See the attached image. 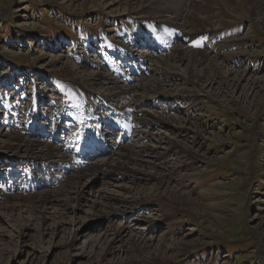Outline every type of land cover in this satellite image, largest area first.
Returning <instances> with one entry per match:
<instances>
[{"label":"rangeland","instance_id":"1","mask_svg":"<svg viewBox=\"0 0 264 264\" xmlns=\"http://www.w3.org/2000/svg\"><path fill=\"white\" fill-rule=\"evenodd\" d=\"M190 1L170 0L172 8L177 10H182L184 3L190 4ZM240 2L234 0L228 9L230 16L226 17L232 18L230 23L220 25L219 18L223 14L211 11L209 23L200 28L208 30L202 48L219 64L211 63L208 67L207 59L204 64L207 70L201 81L191 80L185 84L183 78L187 77L182 65L171 70L170 80L168 76V79H159V97L150 94L146 99L139 94L141 81L153 83L152 75L161 76L151 66L149 74L138 78L134 85L122 84L124 89L133 92L132 101L141 100L144 109L169 123L170 128L163 125V132L156 137L161 133L172 137L180 142L182 149L173 145L164 147L157 139L146 140L155 145L164 158L148 163L152 159L144 155L140 159H150L147 163L152 167H136L160 178L163 184L152 180L148 183L142 174L139 176L144 179L136 181L117 171H108L94 182L93 192L89 190L85 198L95 199L97 188H108L105 184L115 182L129 187L143 186L145 205L125 217L116 214L111 219L106 218L100 226L98 216L83 199L80 202L70 199L66 209L57 206V202L48 204L43 214L26 208L13 214L0 210V264H98L96 260L100 256L113 261L120 258V249L129 241L151 233L163 237L156 251L160 260L148 257L142 264H264V0H261L262 25L247 15L243 19L236 17L256 6V0H249L243 9ZM148 5V0H0V84L7 81L10 87H16L14 91L21 97L36 91L49 99L56 91L51 83L53 79L65 83L63 86L68 87L69 83L78 86L75 89L82 94L80 88L120 101L112 97L117 90L103 84L107 81L104 77L114 76L98 54L109 51L105 42L112 40L125 45L124 35H132L134 29L137 32L154 27L159 31L169 26L167 33L185 32L183 28L173 29L172 24L161 21L172 20L169 14L176 16L178 11L169 12L161 19ZM197 15L204 16L202 11ZM156 39L160 38L152 40ZM173 43L172 47L177 46ZM99 44L103 45L101 50ZM148 51L151 57L152 52ZM258 51L263 54L258 55ZM170 52L151 59H165ZM86 59L89 61H84ZM245 68L248 74L242 78ZM228 69L233 72H226ZM93 76L96 77L93 79ZM2 88L1 93L8 94L11 90ZM188 97H193L194 101ZM126 103L125 106L129 104ZM0 127L1 131L6 129ZM151 129L156 131L157 126ZM8 132V137L0 140V170L6 164L11 166V162L24 154L8 145L13 135L41 138L29 137L20 131ZM13 141L16 142L15 137ZM131 144L140 146L145 141L136 137L135 141L110 149L99 158L86 160L85 167H97L100 158L106 161L108 154L115 157L116 151ZM36 150L26 154L37 156ZM63 185L61 181L54 188L29 194H34L35 199L41 191L52 193ZM67 188L73 191L70 186ZM110 188L114 189L109 186V191ZM171 191L178 195L172 197ZM1 204L5 203L0 200ZM41 215L47 216V226L54 228L58 223L61 226L52 232L48 227H39V219L36 223L29 219ZM109 225L122 227L126 233L123 241L115 242L114 252L105 254L107 242L95 244L94 240ZM166 245L171 247L168 251ZM137 257L132 260H139ZM130 264L139 263L131 261Z\"/></svg>","mask_w":264,"mask_h":264},{"label":"bare ground","instance_id":"2","mask_svg":"<svg viewBox=\"0 0 264 264\" xmlns=\"http://www.w3.org/2000/svg\"><path fill=\"white\" fill-rule=\"evenodd\" d=\"M239 1L242 2V3L240 2L241 5L240 4L239 5L241 6V8L244 9V6H247L245 5L246 2L249 0H238V2ZM233 2L234 0H191L190 4L184 3V5L186 6L182 8V10H177V8H172V5H171L172 2H170V0H155V3L152 2V0H148V4H149L148 6L153 11V14H157L158 17L161 19H163L166 15H168L167 13L169 12L178 11L176 16H170L169 14L168 17H172V20L165 18L161 21L168 22L169 25L172 24L173 29L183 28L185 32H183V34H181L180 31H171L167 33V28L169 26H166L164 30H159V31L154 27H150L146 29V31L149 32L148 36L145 37L146 40L148 41H154L152 39H155L156 37H159V38L168 37V38H172L173 42H176L175 39L178 38V40L181 41V43L179 42L177 46L172 47L173 49H170L171 52L167 55V57H165V59L153 60L150 58L154 57L155 55L152 54L151 57L150 56L148 57V54H147L149 52L148 49H144L140 51L141 53L147 54L146 57H148L151 60L152 67L154 68L155 72H157V75L161 74V76L159 75L156 77L155 75H152L151 76L152 78L150 77V80L153 81V83H144L143 81H141L142 91L139 94H143L142 95L143 98L148 99V97H151V95H156L157 97H159L160 96L159 95L160 94V91H159V88H160L159 81L160 80L159 79L162 80L163 78L165 79L168 76L169 79L168 78L167 79L170 80L171 76L169 75L170 73H172L171 70L176 69V68L178 69V67L182 65H185L184 69L186 71V77H187L185 79L183 78V81L185 82V84L191 80L201 81L203 79L205 75V71L207 70L206 65H204L207 59L209 61L207 63L208 67L211 63H216L215 65L219 66V64L215 62L216 61L215 57L208 54L207 51L204 50V48H202V43L200 41L204 40L205 35L208 33V30H203L200 28H204L205 24L209 23L210 17H212L211 11H215L217 14L219 13L223 14V17L219 18V21H221L220 25L227 24L230 21V19H232L230 17H226V15H228L227 14L228 9L231 6V4H233ZM261 3H262L261 0H256V6H254L255 9H253L252 11L248 10L249 11L248 13L236 14V17L243 19L244 17L246 18L248 16V18H252L256 20L260 25H262L263 20L261 21L262 17L260 18V16L262 15V4ZM175 6L176 5H174L173 7ZM198 11H202L204 16L197 15ZM143 31L145 30H141V31L137 30L136 32V29H134L132 35H130L131 39L132 40L138 39V36H141V35L143 36V34H141ZM160 34H162L163 36L160 37ZM200 35H204V36L200 37ZM167 46L168 48H170L169 41H167ZM193 46L199 47L200 49L193 48ZM257 54L260 55L263 53L258 51ZM237 61L239 62V60ZM202 65H204L203 68H201ZM217 70L218 72H221L220 71L221 68L218 67ZM247 71H248L247 68H245L242 71L243 73L242 78L246 77L245 75L248 74ZM226 72L232 73L233 71L228 69V71ZM238 76H239L238 78H240L239 74ZM95 77L96 76H93V79ZM104 79L107 81H105L103 84H107L108 89L115 88L117 90L115 93H113L112 97H115L118 100L122 101L121 104L123 106H125L126 102L129 103L128 105L126 103L127 107H130L135 110V113L137 114L136 117H137L138 123L142 125L141 128L137 129L138 131L137 137H139L141 141H145V144H142L140 146L136 144L135 145L131 144L130 146H124V149H122V151H116L117 155L115 152V157H112L111 154H108L106 156L107 158L106 161H103L102 158H100L101 163L98 164L97 167L92 166L91 168H89L86 166V167H80L77 170L76 169L73 170V172L68 177L66 176L62 180V183L64 184L63 187H66V190H64V188L62 187L52 193H50L49 191H43V192L41 191V193H39V195L35 199H34L35 195L29 194V193L23 194L21 192L20 193L17 192L16 194L14 193L13 194L12 193L2 194L1 201L4 202L5 204H3V206L2 204L0 205V210H7L8 212H10V214H13L14 211L25 210L26 208L27 211L28 209L30 210L36 209L39 213L43 214L48 204H53L54 202H57L58 203L57 206H63L65 207L64 209H66V206L70 204L69 203L70 199L73 198L78 202H80L83 199V203L89 204L88 207L93 211V213H95L94 215L98 216L99 218L98 226H100V225H103V222H106L105 221L106 218L111 219L116 214L122 215L123 217H125L127 216V214H130L134 210L141 208L146 203L145 195L144 193H142L143 186L141 188L138 186H134V185L129 187L125 184L115 183V182H109V184H105V185H109L113 187L114 189L110 188V191H109V186L108 188L99 187L94 191V193H96L95 199L91 200L89 197L85 198V196L89 194L88 192L89 190H90V193L91 191L93 192L94 190L93 188H95L93 186L94 182L100 180L102 175L106 176L107 175L106 172L117 171V174H121L123 176L125 175L127 176L126 178H131L136 181H139L140 179H144V176H145V179L147 180L148 183L151 182L152 180L159 185L163 184L160 178H157L156 176H153L152 174H148V172L142 170L143 168L138 169L136 167L137 165L138 167H144V168H148V166L152 167L148 163H154L155 158L156 160H158L159 158H164L163 154L160 153V151L156 148V146L148 144L146 140L150 141L152 139L154 140L157 139L159 143H162L164 147H168V148L172 147L173 145L174 148L182 149V145L180 144V142L176 140L174 141L172 137L163 135V133H161L162 137H160L161 134H159V136L156 137V135L159 132H163L161 131L163 130V125H166V128H170V126H168L169 123L165 121L163 117L159 118L156 115H154L151 111L144 109V104L141 103V100L132 101L131 96H133L134 94H132L133 93L132 91L123 88L122 81H119L115 77H112L109 79H107V77H104ZM249 79H251V77L248 78V81ZM212 82L213 80L210 83ZM211 87L214 88L215 87L214 84ZM89 91L90 93H93L92 90H89ZM94 93L100 94L98 92H94ZM188 99L193 100L194 98L188 97ZM154 126L155 127L157 126V130L152 132L151 128L152 127L154 128ZM143 127L144 129H142ZM0 129L2 128L0 127ZM7 132L8 131H6V129H3L2 131L0 130V135L2 136V139H0L1 141H3L4 137H8L9 132L8 133ZM14 137L16 138V142L13 141ZM11 138H12L11 142L9 141L10 143L8 145H11L14 148H18L19 151L21 150L20 151L21 153H24V154H20L18 159H23V160L35 159L36 160L37 158L38 161H43V162H48V163H53L54 161L58 160L56 158L58 157L56 154H57V150H59V146L55 145L47 137L37 138L39 142L36 140V138L26 139V138H23L22 135L18 136V134L17 136L13 135V137ZM34 149H38L36 150L39 152L37 153V156L26 154V153L34 152ZM58 152H59L58 154L61 153L60 151ZM144 155L149 156V158L152 160L151 161H149L150 159L141 160L140 158L143 157ZM147 161L149 162L147 163ZM155 165H158V164L155 163ZM6 167L10 169L12 167V164L11 166L10 165L8 166V164H6V166L3 168H6ZM74 172L76 174H74ZM99 174H101V176H99ZM139 174H142L144 176L141 177V175L139 176ZM69 186H70V190L73 189V191L69 192V189L67 188ZM154 186L156 185L154 184ZM154 186H153V189H155ZM72 193L75 194L74 197L71 196ZM170 194L172 195V197L178 195L172 191L170 192ZM186 198L190 200V197L186 196ZM62 199H64V202L61 201ZM35 201H36V204H34ZM55 210L57 211V208ZM24 219H27V218H24ZM29 219L35 220V223H36V220L39 219L40 221H38L37 225L39 227H42V229H46L48 227V229H51L52 232H56L58 228L61 226V223H58L57 225H55L54 228H52L51 226H47L46 224L47 216L46 215H41L40 217H34V218H29ZM125 233H126V230L124 228L122 227L115 228L112 225H109V227L105 230V232L100 233L98 237L96 238V240L94 241H95V244L98 243V241L99 242L104 241L105 243L107 242L106 243L107 249H106L105 254H109L110 252L111 253L114 252V249H115L114 244L116 241L124 240ZM162 240H163L162 236L155 235L153 233H151L150 236L142 235L139 238L132 239L131 241H129L128 245L125 248L123 247L122 249H120L119 259H115L113 261H107L104 256H100L96 260V263L98 264H128L129 263L130 264V262L133 261V262L142 264L143 262L145 263V261L148 260V257H151L153 260H160L158 258L159 256L158 257L156 256V251H159L158 244H161ZM95 244H93V246ZM166 246H169V245H166ZM170 248H171L170 246L166 247V251H168ZM122 254L124 256H122ZM145 255L147 257H144ZM135 256H138L137 258H139V260L138 259L132 260L134 259L133 257Z\"/></svg>","mask_w":264,"mask_h":264}]
</instances>
